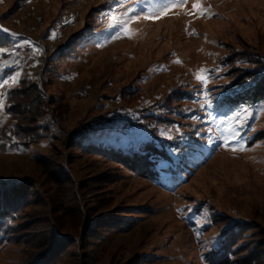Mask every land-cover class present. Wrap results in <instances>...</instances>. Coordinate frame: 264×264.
<instances>
[{"label":"rangeland","instance_id":"rangeland-1","mask_svg":"<svg viewBox=\"0 0 264 264\" xmlns=\"http://www.w3.org/2000/svg\"><path fill=\"white\" fill-rule=\"evenodd\" d=\"M197 2L209 11L195 10ZM165 4L0 0V40L10 44L0 45V83L9 81L0 88V127L10 121L7 92L21 79L37 83L51 113L57 106L67 111L53 124L52 141L0 149V177L31 179L46 189L43 160L51 145L62 157L71 152L69 136H82L84 143L130 152L152 140L140 125L145 114L172 119L155 128L156 146L167 154L158 160L161 182L114 160L70 154L76 158L67 170L91 184L88 204L124 208L133 224L105 237L96 264H125L135 256L142 264H210V253L238 223L260 224L247 231L249 241L264 231V142L254 141L264 129V98L230 87L233 65L226 60L245 48L264 56V0H187L167 5L157 19L144 18L159 15ZM200 70H207L206 83L197 79ZM133 89L138 95L126 99ZM178 91L180 101L165 102ZM20 248L11 240L0 247V264H20Z\"/></svg>","mask_w":264,"mask_h":264},{"label":"trees","instance_id":"trees-1","mask_svg":"<svg viewBox=\"0 0 264 264\" xmlns=\"http://www.w3.org/2000/svg\"><path fill=\"white\" fill-rule=\"evenodd\" d=\"M0 45L10 44L0 40ZM226 60L233 65L228 72L234 76L230 87L245 90L244 95L252 93L254 99L264 98V56L245 48L228 54ZM236 63L241 66L234 65ZM20 82V86L7 92L6 113L10 121L0 127L2 151L28 149L44 138L52 141L57 136L53 124L67 112L57 106L51 113L37 83L26 79ZM136 90H129L125 98L133 100L138 95ZM183 97L184 92H174L165 102L180 101ZM143 118L140 125L151 133L152 140L141 144L140 151L84 143L82 136H69L66 144L71 152L61 157L51 145V155L43 160L48 177L46 189H41L31 179L0 177V247L10 240L20 245V264H96L105 237L133 224L128 222L124 208L113 211L88 204L85 196L91 184L76 181L67 170V165L76 158L70 154L76 149L79 151L75 152L76 155L81 151L104 160H114L140 176L161 182L158 160L167 154L156 146L155 128L172 122V119L151 112ZM76 132L82 133L80 128ZM257 140L264 142V129L256 133L254 141ZM102 179V176L98 177L96 182ZM260 227L254 221L253 224L240 222L237 227L230 228L219 247L210 253V264H264V231L258 233L259 240L249 241L246 237L247 231H256ZM142 263L141 257L135 256L125 264Z\"/></svg>","mask_w":264,"mask_h":264},{"label":"snow or ice","instance_id":"snow-or-ice-1","mask_svg":"<svg viewBox=\"0 0 264 264\" xmlns=\"http://www.w3.org/2000/svg\"><path fill=\"white\" fill-rule=\"evenodd\" d=\"M186 3H187V0H167V4H165V5L163 6V8L159 10V15L152 14V15H149V16H145L144 18H145V19H157V18H159L160 15H165V14H167V12L170 10V9L168 8L167 5H173V6H175V5L179 4L180 6H183V5L186 4ZM193 8H194L195 10L200 11V13H201L202 15H203L204 13H206V12L209 11L208 9H203V8H201L200 3H198V2L193 4ZM111 19L115 20L116 17H115V16H112ZM137 19H139V17H137ZM113 26H114V25H113ZM3 30H4V31H9L8 29H3ZM126 30H128L129 32L131 31V29L128 28L127 26H126ZM193 34H196V33L193 31ZM14 35H15V34H14ZM114 38H120V37H119V36H115ZM26 43H30V42H26ZM36 51H37V53H39V52H40V49L37 48ZM177 62H180V61L178 60ZM206 71H207V70H200V72H198V74H197V79H198V80H201V81H203V82L206 83V82H207V76H205V75L203 74V73L206 72ZM18 76H19V73H17L16 76L12 77V81H13V82H16ZM8 83H9L8 80H4L3 83H0V88L4 87V85H6V84H8ZM210 102H211V101L209 100V103H210ZM2 107H3V102H2V100H0V108H2ZM225 147H228V144H225ZM236 150H237V149H233V151H236Z\"/></svg>","mask_w":264,"mask_h":264}]
</instances>
